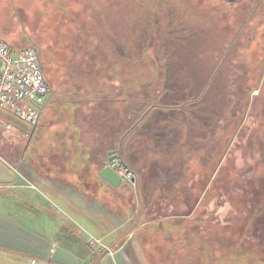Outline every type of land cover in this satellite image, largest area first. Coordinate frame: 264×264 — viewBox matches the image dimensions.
Instances as JSON below:
<instances>
[{
	"label": "rangeland",
	"instance_id": "374dc122",
	"mask_svg": "<svg viewBox=\"0 0 264 264\" xmlns=\"http://www.w3.org/2000/svg\"><path fill=\"white\" fill-rule=\"evenodd\" d=\"M0 39L36 47L59 93L121 95L128 127L159 105L137 166L151 186L186 187L160 191L175 204L160 216H192L129 237L130 264H264V0H0ZM26 140L0 121L1 157Z\"/></svg>",
	"mask_w": 264,
	"mask_h": 264
},
{
	"label": "crops",
	"instance_id": "0c3cea01",
	"mask_svg": "<svg viewBox=\"0 0 264 264\" xmlns=\"http://www.w3.org/2000/svg\"><path fill=\"white\" fill-rule=\"evenodd\" d=\"M63 81L55 79L49 87L48 100L28 135L26 125L0 114L1 122L10 121L27 138L22 158L0 156V261L130 264L122 250L129 237L140 236L141 244L144 237L152 240L154 225L161 222L164 227L177 217L174 212L159 215L161 206L174 209V202L166 199L171 195L162 196L166 188L151 186L155 177L148 174L146 162L137 166V159L149 160L146 154L154 151L153 136L146 132L153 127L143 126L149 111L128 127L121 95L112 98L100 89L73 94L53 89ZM185 142L180 140L179 149ZM112 151L134 170V184L122 181L113 187L100 178ZM180 213V218L191 216V211ZM88 235L112 248L113 254L92 251Z\"/></svg>",
	"mask_w": 264,
	"mask_h": 264
},
{
	"label": "built area",
	"instance_id": "2783aa9c",
	"mask_svg": "<svg viewBox=\"0 0 264 264\" xmlns=\"http://www.w3.org/2000/svg\"><path fill=\"white\" fill-rule=\"evenodd\" d=\"M0 64V114L26 125L25 134L28 135L38 120L39 106L47 102L50 93L39 51L34 46L16 50L0 39ZM12 127L10 121H3L5 130ZM107 165L122 181L134 184V173L122 163L118 152ZM86 244L97 254H113L109 246L94 236L88 235ZM31 263L35 262L32 260Z\"/></svg>",
	"mask_w": 264,
	"mask_h": 264
},
{
	"label": "water",
	"instance_id": "95a60500",
	"mask_svg": "<svg viewBox=\"0 0 264 264\" xmlns=\"http://www.w3.org/2000/svg\"><path fill=\"white\" fill-rule=\"evenodd\" d=\"M225 1H228V2H236L238 0H225ZM43 105L44 104H41L39 106V109L40 110H41V108H42ZM39 113H40V111H39ZM36 124H37V121L34 123L33 128H35ZM109 153H110L109 154L110 157H109L108 160L110 161V160L114 159V157H115V151H112V152H109ZM119 155H120V153H119ZM120 158H121V156H120ZM121 161H122V159H121ZM122 163L127 167V165L123 161H122ZM99 176H100V178L102 180H104L105 182L109 183L113 187H118L122 183L121 177L113 169H111L109 167V165H107V164L104 165L103 168L100 170Z\"/></svg>",
	"mask_w": 264,
	"mask_h": 264
},
{
	"label": "trees",
	"instance_id": "16d2710c",
	"mask_svg": "<svg viewBox=\"0 0 264 264\" xmlns=\"http://www.w3.org/2000/svg\"><path fill=\"white\" fill-rule=\"evenodd\" d=\"M157 106H159L158 104H150L149 105V107H148V111H150V109L151 108H153V107H157ZM175 107H178V106H175ZM139 119V118H138ZM137 119V120H138ZM133 126V124L131 125V126H129V127H132ZM121 156V155H120ZM121 159H122V161L127 165V167L134 173V176H135V172H134V170L129 166V164L124 160V158L121 156ZM179 211H181V210H179ZM174 215H176L177 217H175L174 219H181L180 217H179V215H181V213H179V214H174ZM191 216H192V214H191ZM250 217V216H249ZM157 224H159V223H157ZM195 227H197V225H195ZM199 227V226H198ZM193 229V226L191 225V228H190V230H188V232L189 233H191V235H196L195 233H193V231H191ZM206 231V230H205ZM187 232V231H186ZM181 246L178 248V250H180V251H178V252H184V250L186 251V247L185 246H187V242L188 241H185V239H181Z\"/></svg>",
	"mask_w": 264,
	"mask_h": 264
},
{
	"label": "flooded vegetation",
	"instance_id": "af4514ba",
	"mask_svg": "<svg viewBox=\"0 0 264 264\" xmlns=\"http://www.w3.org/2000/svg\"><path fill=\"white\" fill-rule=\"evenodd\" d=\"M223 1H225V0H223ZM239 1V0H238ZM225 2H228V1H225ZM237 2V1H236ZM228 3H235V2H228ZM257 5H259V2L257 3ZM255 14V11H253L252 12V14L251 15H254ZM250 40V42H251V40H252V37L251 36H249V38H248V41Z\"/></svg>",
	"mask_w": 264,
	"mask_h": 264
}]
</instances>
